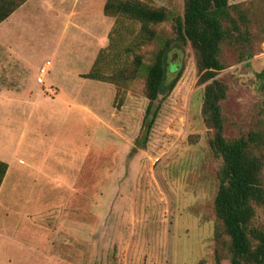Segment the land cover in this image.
Here are the masks:
<instances>
[{
    "label": "rangeland",
    "instance_id": "obj_1",
    "mask_svg": "<svg viewBox=\"0 0 264 264\" xmlns=\"http://www.w3.org/2000/svg\"><path fill=\"white\" fill-rule=\"evenodd\" d=\"M107 1H28L0 30V93L31 99L2 110L11 115L12 132L20 137L27 131L29 143L38 131L53 170H65L82 146L80 179L49 184L45 201L60 214L50 216L57 222H51L47 249L36 231L35 264H42L43 248V264H216L214 203L222 162L209 146L201 113L207 84H201L195 53L187 45L170 54L166 82L180 80L160 98L146 139L147 68L160 43L140 45L141 25L106 17ZM148 2L172 14L154 28L160 39L172 37L171 19L183 16L184 0ZM230 3L247 7L251 21L249 42L225 43L220 57L225 69L217 79L228 88L224 136L233 141L249 133L264 103V0ZM12 47L20 56L11 68ZM250 52L255 56L246 59ZM136 55L143 56L144 67L127 87L87 79L93 71L112 76ZM47 61L55 72L50 80L63 88L48 80L37 84L36 71ZM64 90V98H71L63 103ZM39 116L45 117L42 124ZM26 155L23 150L21 159L28 162ZM257 217L264 226V209Z\"/></svg>",
    "mask_w": 264,
    "mask_h": 264
},
{
    "label": "trees",
    "instance_id": "obj_2",
    "mask_svg": "<svg viewBox=\"0 0 264 264\" xmlns=\"http://www.w3.org/2000/svg\"><path fill=\"white\" fill-rule=\"evenodd\" d=\"M28 1L0 0V25ZM248 11L244 5H232L230 0H184L183 16L171 19L173 36L160 39L154 28L170 20L172 14L166 8L156 7L148 0H108L103 10L108 18L139 23L140 45L151 44L154 40L160 43L152 64L147 68L146 139L161 109L160 98L171 93L180 80L179 75L173 83L166 82L170 54L187 45L195 53L201 84H207L201 113L211 133L209 146L215 158L222 162L214 203L216 264H264V226L257 217L258 210L264 209V103L246 136L226 140L222 102L227 97L228 88L217 79L225 69L220 59L222 46L250 40ZM254 56L255 53L250 52L246 59ZM143 67V56L136 55L130 64L112 76L93 71L87 79L123 88L138 78ZM259 77L263 79L262 74ZM7 172L8 165L0 161V189Z\"/></svg>",
    "mask_w": 264,
    "mask_h": 264
},
{
    "label": "crops",
    "instance_id": "obj_3",
    "mask_svg": "<svg viewBox=\"0 0 264 264\" xmlns=\"http://www.w3.org/2000/svg\"><path fill=\"white\" fill-rule=\"evenodd\" d=\"M31 1L34 0H30L27 4ZM27 4L22 6L19 10L23 9ZM16 13L17 11L13 15ZM13 15L0 25V30H2L3 25L7 23V21H10ZM109 26L112 27V21ZM3 35L4 34L0 33V37H3ZM91 37L98 38V40L100 39L98 35L92 36V33ZM98 40L96 41L98 42ZM9 52L11 53L10 63H12V68L14 64L19 62L20 55L14 50V47L9 48ZM22 59L23 63L24 61L27 63L25 58ZM51 63L52 65L49 69V73L45 78V84L48 80V83H54L53 85L62 87L59 83L56 84L50 80V77L55 76V74H51L53 62L51 61ZM1 65L2 64H0V79H2ZM26 65L25 67L28 68V63ZM40 69L36 71L37 79ZM6 76L9 75L6 73ZM37 84H39L38 81ZM64 96L65 90L60 94V98H62V102H69L68 100H70L71 97L66 100ZM38 99L39 98L34 99L33 101H37ZM30 100L23 101L12 94L0 93V161L8 165V172L0 189V264H35L34 244L35 236L37 235L36 231L39 232L37 237H39L40 240L43 238L42 241L46 243L47 249L51 234V222H57V219H51L50 216L52 214H60L59 209H55V211L52 209L51 205L45 201L47 196H49V184H74L82 175V146H80V148H75L73 152L74 156L71 158V161L64 165L66 168L65 170H53L45 157L48 147L43 143L41 137H37L36 134H38V131H36L34 138L31 139L29 143H26L27 131L23 132L20 137L18 133L14 134L12 132L10 122L11 115L7 113L5 115L2 114V110L6 108L9 103L12 104L17 102L24 106L29 105L24 103ZM71 102H73L74 106H78L76 101L74 102L71 100ZM35 110L29 115L30 123L35 119ZM44 120L45 117H37L38 124H42ZM23 150L27 152L26 157H28V162L21 159ZM37 151L39 152L38 156L35 154ZM39 157H42L43 160L37 163L36 160ZM46 249L43 248L41 251L40 247H38L36 251L37 254L41 251L42 260L39 262H42V264L44 262V257H46Z\"/></svg>",
    "mask_w": 264,
    "mask_h": 264
},
{
    "label": "built area",
    "instance_id": "obj_4",
    "mask_svg": "<svg viewBox=\"0 0 264 264\" xmlns=\"http://www.w3.org/2000/svg\"><path fill=\"white\" fill-rule=\"evenodd\" d=\"M52 63L51 61L46 62L43 67L40 69L39 77L37 79L39 84L44 85L45 84V78L49 73V69L51 67Z\"/></svg>",
    "mask_w": 264,
    "mask_h": 264
}]
</instances>
